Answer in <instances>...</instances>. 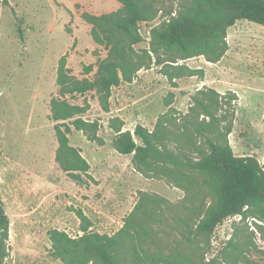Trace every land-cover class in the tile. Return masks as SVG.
Masks as SVG:
<instances>
[{"label": "rangeland", "instance_id": "374dc122", "mask_svg": "<svg viewBox=\"0 0 264 264\" xmlns=\"http://www.w3.org/2000/svg\"><path fill=\"white\" fill-rule=\"evenodd\" d=\"M121 6L119 0H0V201L10 222L5 264H66L55 256L54 232L73 241L83 235V227L112 236L139 192L171 202L183 197L164 180L136 173L131 156L116 152L108 126L111 118H120L123 130L133 132L138 125L152 130L168 103L186 113L199 89L231 91L238 98L228 137L233 153L264 163V27L240 20L228 30L229 49L218 63L202 57L178 63L198 73L173 81L159 66L142 69L132 83L112 88L108 113L94 91L66 95L70 104L86 102L89 107L82 119L97 122L99 128L94 141L73 128L69 134L70 145L90 165L91 180L76 183L59 168L54 123L49 119L51 99H62L56 83L59 62L64 58L68 75L93 81L107 47L94 41L84 17L113 13ZM164 18L160 11L152 22L140 24L143 41L135 46L138 52L149 49L150 29ZM258 225L264 227L252 218L225 221L215 231L206 260L239 231L249 251L237 264H264V231Z\"/></svg>", "mask_w": 264, "mask_h": 264}, {"label": "trees", "instance_id": "16d2710c", "mask_svg": "<svg viewBox=\"0 0 264 264\" xmlns=\"http://www.w3.org/2000/svg\"><path fill=\"white\" fill-rule=\"evenodd\" d=\"M121 9L100 16H85L96 43L105 44L107 56L96 78L78 80L59 62L56 83L62 97L50 101L49 119L57 140L55 161L74 182L91 180L90 165L70 145L71 128L89 140L97 139L98 123L82 116L88 110L70 104L66 95L94 91L100 107L109 112L112 88L132 83L135 75L159 66L168 81L193 76L178 64L202 57L218 63L228 51L227 32L238 21L264 27V0H119ZM177 3L178 9H174ZM162 11L164 19L150 29L149 49L138 52L143 40L141 23H150ZM22 35V30H19ZM177 64V65H175ZM201 73V72H199ZM237 96L202 88L191 97L186 113L166 104L152 130L136 126L123 130L114 117L109 128L117 153L131 156V166L146 179L164 180L183 192L177 202L158 194L139 192L138 199L112 236L89 233L77 241L66 234H51L55 256L66 264H237L248 247L239 231L216 255L212 250L216 229L231 218H252L264 224V163L253 156H236L229 144L236 117ZM1 155V135H0ZM9 218L0 215V264L9 256ZM264 231L263 226H259ZM70 242V244L68 243Z\"/></svg>", "mask_w": 264, "mask_h": 264}, {"label": "water", "instance_id": "95a60500", "mask_svg": "<svg viewBox=\"0 0 264 264\" xmlns=\"http://www.w3.org/2000/svg\"><path fill=\"white\" fill-rule=\"evenodd\" d=\"M0 215H6V210L3 204L1 203V201H0Z\"/></svg>", "mask_w": 264, "mask_h": 264}]
</instances>
